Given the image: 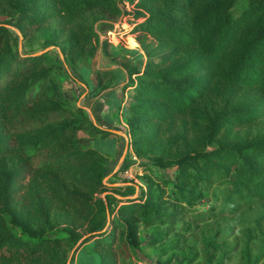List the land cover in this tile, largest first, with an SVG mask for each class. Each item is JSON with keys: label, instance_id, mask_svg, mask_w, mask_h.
<instances>
[{"label": "trees", "instance_id": "16d2710c", "mask_svg": "<svg viewBox=\"0 0 264 264\" xmlns=\"http://www.w3.org/2000/svg\"><path fill=\"white\" fill-rule=\"evenodd\" d=\"M237 2L0 0V264H66L80 238L92 240L96 264H133L139 229L172 225L212 184L232 210L264 207V132L249 130L264 117V0L235 13ZM8 26L22 39L37 30L43 44L60 42L71 63L133 37L145 60L127 71L129 148L175 167L170 191L158 176L146 175L135 196L133 183L103 182L106 159L77 132L111 133L66 106L51 58L20 54ZM111 76L97 69L96 87ZM242 260L255 263L247 247Z\"/></svg>", "mask_w": 264, "mask_h": 264}, {"label": "rangeland", "instance_id": "374dc122", "mask_svg": "<svg viewBox=\"0 0 264 264\" xmlns=\"http://www.w3.org/2000/svg\"><path fill=\"white\" fill-rule=\"evenodd\" d=\"M245 2L246 0H238L234 7L235 13L245 6ZM6 18L1 15L0 21ZM103 18L113 19L107 14ZM93 26L96 28L95 22ZM8 28L16 40V48L20 54L40 52L48 54L55 75L61 82V92L67 98L68 108L81 109L95 126L108 128L111 134L113 131L127 134L125 118L131 94L123 100L122 92L127 85L126 83L122 86L125 80L123 72L127 73L133 67L141 68L145 60L143 51L133 37L130 41L129 38L117 35L112 39L111 48L104 50L97 47L91 56L71 63L62 55L60 42L54 45L43 44L42 35L37 30L32 31L29 38L22 39L16 28L12 26ZM100 68L112 71L111 78L104 83V86L108 85L106 88L96 87V70ZM130 80L134 82L133 77ZM119 86L122 87L119 90L118 97H121L118 99V105L114 107L116 119H106V122L111 121L108 123L110 126L107 127L105 122L100 121V112L102 111V114L105 112L100 108L103 103L101 95ZM121 102H124L122 106ZM110 112L104 116L110 118L113 113ZM249 130L264 132V117L251 124ZM77 134L93 140L88 145L101 152L100 154L106 159L103 165L105 184L123 186L133 183L135 193L132 196H135L140 190L145 191V176L148 175L151 178L158 176L167 180L166 190H171L174 166L157 168L144 158H136L131 150L123 152L121 156L118 153L112 159V163L107 164L108 158L105 153L112 155L114 143L103 144L99 141L102 140L101 137L96 134L91 135L84 130L78 131ZM127 139L129 141L128 136ZM119 140L120 148H123L125 140L122 136ZM225 193L222 186L212 184L203 190V197L195 201L187 210L176 211L172 225L156 224L146 228L141 227L138 232L141 245L131 255L133 264H244L242 254L246 247L250 261L255 260L254 264H264V255H261L264 249V207L255 203L241 204L232 210L230 204H224L222 201ZM58 236L64 237L62 234ZM156 236H159L160 241L148 245V242ZM174 238H178L177 245H174ZM81 240L82 238L67 251L66 264H96L98 257L92 250V240L85 243ZM208 241L220 243L224 252L214 250L213 253Z\"/></svg>", "mask_w": 264, "mask_h": 264}, {"label": "crops", "instance_id": "0c3cea01", "mask_svg": "<svg viewBox=\"0 0 264 264\" xmlns=\"http://www.w3.org/2000/svg\"><path fill=\"white\" fill-rule=\"evenodd\" d=\"M123 74H124V76H125V80L122 82L123 84H122V86L124 85V84H126L127 82H128V74L126 73V72H123ZM122 86H119V87H117V88H115V89H113V90H110V91H108V92H106V93H102V95H101V100H103V103H102V105H101V109H104V113L102 114V111L100 112V117H101V120L100 121H103V122H105L107 125V127L108 126H110L108 123H110L111 121H109V122H106V119H108V120H115L116 118L114 117L115 116V112H114V107H116L117 105H118V99L121 97H118L119 96V90H120V88L122 87ZM131 86H127L126 85V87L124 88V90H123V92H122V95L124 96V99L123 100H125V98L127 97V95L128 94H131ZM123 103L124 102H121V106L123 105ZM120 110H122V107L120 108ZM111 111V112H110ZM108 112H110V113H112V115L110 116V118L109 117H106V116H104V115H106V113H108ZM115 113V114H114ZM106 126H104V127H106ZM97 127H100V126H97ZM100 128H102V126L100 127ZM105 129H107L108 130V128H105ZM127 134H125V133H118V132H116V131H113V133L112 134H110V135H108V136H106V137H104V138H100V139H102V140H99V141H102V143L103 144H107V143H109V142H113L114 143V149H113V151H112V155L110 156V155H107L106 153H105V155L107 156L106 158H108V161H107V164H110V163H112V159L119 153V155L121 156L122 154H123V152H128V151H130V148H129V145H128V139H127V136H126ZM119 136V137H118ZM123 137L124 138V140H125V142H124V144H123V148H120L121 147V144H120V140H119V138L120 137ZM93 140H91L90 142H92ZM98 151V150H97ZM101 153V152H100Z\"/></svg>", "mask_w": 264, "mask_h": 264}, {"label": "built area", "instance_id": "2783aa9c", "mask_svg": "<svg viewBox=\"0 0 264 264\" xmlns=\"http://www.w3.org/2000/svg\"><path fill=\"white\" fill-rule=\"evenodd\" d=\"M122 38V37H121Z\"/></svg>", "mask_w": 264, "mask_h": 264}]
</instances>
